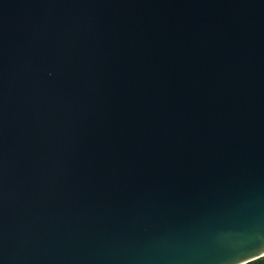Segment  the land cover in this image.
Instances as JSON below:
<instances>
[{"label": "water", "instance_id": "water-1", "mask_svg": "<svg viewBox=\"0 0 264 264\" xmlns=\"http://www.w3.org/2000/svg\"><path fill=\"white\" fill-rule=\"evenodd\" d=\"M261 257L264 0H0V264Z\"/></svg>", "mask_w": 264, "mask_h": 264}, {"label": "trees", "instance_id": "trees-1", "mask_svg": "<svg viewBox=\"0 0 264 264\" xmlns=\"http://www.w3.org/2000/svg\"><path fill=\"white\" fill-rule=\"evenodd\" d=\"M263 259H264V257H261V258L249 261V262H247L245 264H259Z\"/></svg>", "mask_w": 264, "mask_h": 264}]
</instances>
